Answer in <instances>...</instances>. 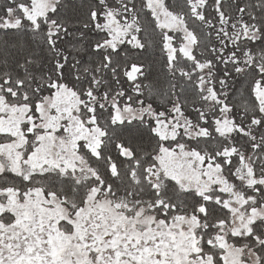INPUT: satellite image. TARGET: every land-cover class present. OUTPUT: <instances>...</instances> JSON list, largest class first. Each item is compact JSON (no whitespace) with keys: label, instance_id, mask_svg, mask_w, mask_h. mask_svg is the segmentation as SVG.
Listing matches in <instances>:
<instances>
[{"label":"snow or ice","instance_id":"6c2138e0","mask_svg":"<svg viewBox=\"0 0 264 264\" xmlns=\"http://www.w3.org/2000/svg\"><path fill=\"white\" fill-rule=\"evenodd\" d=\"M0 264H264V0H0Z\"/></svg>","mask_w":264,"mask_h":264}]
</instances>
